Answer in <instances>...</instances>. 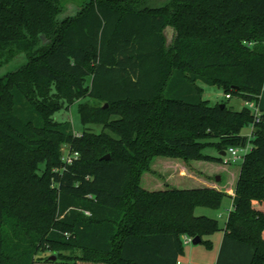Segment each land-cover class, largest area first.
I'll use <instances>...</instances> for the list:
<instances>
[{
	"label": "trees",
	"instance_id": "obj_1",
	"mask_svg": "<svg viewBox=\"0 0 264 264\" xmlns=\"http://www.w3.org/2000/svg\"><path fill=\"white\" fill-rule=\"evenodd\" d=\"M61 13V0H0V68L27 61L0 78V264L53 263L37 258L46 245L62 264H180L185 236L212 248L205 238L221 230L195 210L230 197L217 264H264V111L256 123L199 85L259 103L264 0H89L75 17ZM85 98L97 105L80 104L81 120L102 123L100 134L54 118ZM249 144L233 196L181 172L228 166L207 147ZM157 158L176 183L160 189L153 176L144 189Z\"/></svg>",
	"mask_w": 264,
	"mask_h": 264
},
{
	"label": "rangeland",
	"instance_id": "obj_2",
	"mask_svg": "<svg viewBox=\"0 0 264 264\" xmlns=\"http://www.w3.org/2000/svg\"><path fill=\"white\" fill-rule=\"evenodd\" d=\"M89 0H61V8H62V13L59 17L60 20H64L66 18L70 17H75L78 14L79 9L84 5L86 2ZM51 45V40L48 39L47 36H45V39L41 40L40 46H49ZM26 59L23 56L16 57L13 62L10 64H6L5 66L0 68V78H3L6 74L10 72H14L17 69L20 68V66L24 65L26 63ZM199 85L201 87H204L205 89V94H204V99L209 101L212 105H216L218 103H228L230 107H232L236 111H241L243 107H249L247 105L246 101H242L238 97H232V98H226L225 93L220 90L218 87L214 86H206L199 82ZM85 102L90 103L91 105H97L96 102L90 98H85V100H79L73 103L71 106H69V110L64 109L54 115V118L58 122H69L72 123L73 125V131L75 135H82L86 131H91L96 134L102 133L103 130V124L102 123H89V124H84L81 120L80 116V104H84ZM253 112V111H252ZM251 128L246 127L244 128L243 133H250ZM252 145H248V149L251 150ZM205 154L210 155V156H215V157H220V153L218 150H216L215 147H207L205 149ZM63 155L67 157L68 150L67 148H63ZM245 153L243 151H239V156L243 157ZM225 159H230L229 163L226 165H237V167L241 166L242 160H237L234 161L231 159V155L223 157ZM163 158H157L154 159L151 165V168L154 170L150 173H146L143 178H142V186L144 189H148L151 178L154 176L156 178V182L160 184V189H166L165 185L169 183H176L177 176H171L169 178L170 171L166 169V167L161 166L159 163L160 160ZM168 159V158H166ZM173 161V159H170ZM185 163L183 160L181 163ZM186 165L182 168V171H185L188 174V177L192 176L189 178V180H194L195 176H202L206 180H208L211 183H217V177L220 176V172H218V166H222L223 164H217V163H208V162H203V161H197V162H190V163H185ZM157 166L161 167L158 168ZM175 171V169H174ZM173 171V172H174ZM177 172V171H176ZM201 172L203 174H201ZM179 176V172H177ZM200 174V175H198ZM223 175V174H222ZM194 176V177H193ZM186 177V178H188ZM225 177V175H224ZM169 179V180H168ZM186 180V179H185ZM177 188L181 189L182 187H185L183 184L182 186L177 185ZM196 187V186H193ZM198 187V186H197ZM232 207V199L231 198H225L223 201V204L220 208L218 209H210L207 207H199L195 210L196 216H205L210 219H216L218 220L220 231L216 232L213 236L205 238V240H210L212 242L213 247L209 248L207 245L200 243L199 245H194L192 242H186V240H183V246H184V256L180 260V264H217L218 263V258L221 252L222 248V240L223 236L225 233V224L228 219V211ZM12 221V220H11ZM13 224V223H12ZM11 224V225H12ZM9 228H6V234L11 235V237L15 236V231H14V226L12 225ZM47 250L42 249L40 253L37 255V258H42V257H52L53 255L57 256V260L54 261L53 263H37V264H62L60 262L57 263L59 254L55 252V250L50 247L49 245H46ZM65 254L71 255L70 252L64 251ZM68 264H99V263H93V262H83V261H74V263H69Z\"/></svg>",
	"mask_w": 264,
	"mask_h": 264
},
{
	"label": "crops",
	"instance_id": "obj_3",
	"mask_svg": "<svg viewBox=\"0 0 264 264\" xmlns=\"http://www.w3.org/2000/svg\"><path fill=\"white\" fill-rule=\"evenodd\" d=\"M257 110L260 112L264 111V89L261 93V96L259 97V103L257 104ZM243 135L251 136L252 135V128H251L250 133H248V134L243 133ZM217 170L221 174L220 176H218L219 180H217V181H220L219 184H215V183L211 184V183L205 182V181H202L203 183H201V182H199V183H201L203 185H208L212 188L216 187L218 189L225 190L229 195L233 196L235 186L237 183V178H238L239 171H240V167H237V165H235V167H234V165H228V166H225V165L220 166L219 165ZM224 175H225V177H224ZM230 198L232 199V206H233V198L232 197H230ZM231 209H232V207L230 208L228 213L231 211Z\"/></svg>",
	"mask_w": 264,
	"mask_h": 264
},
{
	"label": "built area",
	"instance_id": "obj_4",
	"mask_svg": "<svg viewBox=\"0 0 264 264\" xmlns=\"http://www.w3.org/2000/svg\"><path fill=\"white\" fill-rule=\"evenodd\" d=\"M226 98H230V96H227ZM247 105L249 106V108L253 111L254 116L256 117V123H259V121L261 120L260 114L261 112L257 110V105L255 103H247ZM253 129V126L251 127ZM252 136V135H251ZM250 136V137H251ZM243 151L245 153V155L247 153H249L251 150L248 149V146L245 147L244 149H237V148H229V151L227 153L226 156H229V154L231 155V159H233L234 161L237 160H243L245 155L243 157L239 156V151ZM75 156H78L77 154ZM68 157V156H67ZM230 159H225V163H229ZM89 213H87L88 215ZM184 239L186 240V242H192V238L185 236Z\"/></svg>",
	"mask_w": 264,
	"mask_h": 264
},
{
	"label": "water",
	"instance_id": "obj_5",
	"mask_svg": "<svg viewBox=\"0 0 264 264\" xmlns=\"http://www.w3.org/2000/svg\"><path fill=\"white\" fill-rule=\"evenodd\" d=\"M164 34L166 36V40L168 41V44L172 43L173 41V38H174V34H175V31L173 28L171 27H168L165 31H164ZM43 39H45V36H42ZM222 107L224 108L225 106L222 105ZM227 155V153L223 152L221 154L222 157H225ZM103 160H110L111 159V156L110 155H106L102 158ZM217 180H219V178L217 177ZM202 242V239L201 237H196L192 240V243L194 245H199L200 243ZM51 261H56L57 260V256L56 255H53L52 257L49 258Z\"/></svg>",
	"mask_w": 264,
	"mask_h": 264
}]
</instances>
